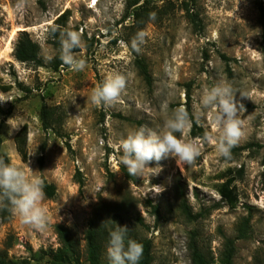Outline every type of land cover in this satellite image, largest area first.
<instances>
[{
  "label": "rangeland",
  "instance_id": "obj_1",
  "mask_svg": "<svg viewBox=\"0 0 264 264\" xmlns=\"http://www.w3.org/2000/svg\"><path fill=\"white\" fill-rule=\"evenodd\" d=\"M142 5L149 13L137 22L134 14ZM186 7L198 24L187 18ZM262 8L264 0H0V83L11 86L0 89V103L8 110L0 113L2 151L30 176L56 186L55 195L43 200L48 210L44 228L26 225L15 214L8 222L0 217V253L16 262L46 264L41 250L59 246L55 226L64 224L80 242L83 264H89L84 237L90 221L98 214L110 218L123 206L129 215L119 225L151 240L153 264H192L194 240L211 264H222L227 239H236L238 224L249 213L250 237L236 240L234 264H264ZM66 11V22L58 21ZM66 29L81 35V50L74 55L86 62L82 71L65 65L61 47L54 44ZM23 31L40 45V64L16 58ZM140 31L148 36L137 52L131 42ZM45 55L51 60L46 62ZM137 60L147 65L150 83ZM115 73L126 77L124 92L116 103L96 106L92 91ZM221 81L231 85L244 105L243 135L236 146L253 145L230 159L215 147L217 110L201 103L205 90ZM45 104L53 109L52 129L42 124ZM181 106L205 132L194 135L188 115L183 138L198 141L200 155L191 164L178 165L174 157L159 165L153 161L138 180L128 178L121 140L140 127L159 130ZM25 123L27 160L14 141ZM228 169L237 176L234 209L216 189ZM181 196L193 214H200L196 220L183 214ZM149 201L159 207V217ZM9 237L13 246L7 248ZM106 248L103 264L109 262Z\"/></svg>",
  "mask_w": 264,
  "mask_h": 264
},
{
  "label": "clouds",
  "instance_id": "obj_2",
  "mask_svg": "<svg viewBox=\"0 0 264 264\" xmlns=\"http://www.w3.org/2000/svg\"><path fill=\"white\" fill-rule=\"evenodd\" d=\"M19 8L20 5L18 4ZM148 33L140 31L132 39V48L137 52L146 42ZM62 62L73 71H82L86 67L83 59H78L73 49L81 45V35L77 31L61 32ZM45 61L50 56L43 57ZM126 77L120 73L109 75L104 82L94 88L91 101L96 106H110L119 100L126 88ZM2 100V99H0ZM204 107L216 109L215 123L219 126V137L215 147L218 154L231 158V150L243 135L245 122L240 118L244 105L238 102L230 84L219 82L206 89L201 97ZM189 124V116L184 107L177 108L170 118L164 121L159 130L140 127L128 133L120 142L122 163L131 176L143 175L144 170L153 161L159 162L174 157L177 164H191L201 153L198 141L186 140L183 132ZM180 133L181 135H176ZM209 142L213 137L206 136ZM44 184L41 179L30 176L26 170L15 163H6L0 158V202L7 201L10 210L21 222L36 229L45 227L48 221V210L43 205L45 198ZM109 264H139L143 255V245L128 238V227L117 226L109 231L106 248Z\"/></svg>",
  "mask_w": 264,
  "mask_h": 264
},
{
  "label": "trees",
  "instance_id": "obj_3",
  "mask_svg": "<svg viewBox=\"0 0 264 264\" xmlns=\"http://www.w3.org/2000/svg\"><path fill=\"white\" fill-rule=\"evenodd\" d=\"M138 3L135 2L133 5ZM186 16L193 24H198L195 14H193L188 7ZM149 13L148 7L142 5L140 10L135 12V19L138 22L141 17H143ZM68 11L64 12L58 17V21H64L65 23L68 17ZM262 15L264 18V8H262ZM264 24V19H263ZM70 29H66L68 31ZM54 44L57 47H61L60 34L57 35L56 40H54ZM81 50V47H76L73 49V53ZM41 47L40 45L32 40L27 32L23 31L18 39L16 48H15V56L18 60L22 62H34L37 64L41 63L40 58ZM223 58L226 59V56L223 55ZM141 73L144 75L145 79L150 83L151 77L147 69V65L142 60H137ZM62 62H58V65H61ZM0 89L4 91H9L11 89L10 85H5L0 83ZM245 106H251V104L246 103ZM52 111L53 109L48 105H43L41 110V119L42 124L45 129H52ZM188 115L192 117L189 109L186 110ZM0 113L7 114L8 110H5L0 103ZM2 124L3 121L0 122V158L4 159L6 163H11L9 157L6 153L2 151L3 145V136H2ZM192 133L196 135L197 133L205 135L203 129L196 124V120H194V125L192 128ZM28 140H29V126L27 123L23 124L17 133L14 136V141L16 145V149L19 152L20 156L23 160H27L28 158ZM253 146L252 144H247L245 146H235L231 150V157L239 151L245 150L249 147ZM228 159V158H225ZM126 176L133 180H138L137 176H131L127 170H124ZM227 177L222 182L219 183L216 187L218 194H220L221 198L226 202V204L234 209L237 207L239 203V196L237 193V187L234 184L237 176L234 175L233 169L227 170ZM81 182V179H79ZM44 191L48 197H53L56 193V186L54 184L46 183L44 184ZM149 204L152 206L154 213L157 217L160 215V210L157 205H153L150 201ZM10 205L7 201H2L0 205V217L2 221L8 222L12 219L13 212L10 210ZM120 211H114L110 218H107L103 214L96 215L89 224L88 229L85 232V245L87 252V261L89 264H103L102 258L104 249L108 244L109 240V231L117 227V224L124 223V216L129 215L128 209L123 206H119ZM181 209L183 214L190 221L196 220L200 214H193L185 196H181ZM251 219L252 214L249 213L247 216H244L238 224L237 228V237L236 239H227L225 243V249L222 252L221 262L222 264H234V256L236 253V240L237 239H247L250 237L251 232ZM137 221L142 223V218L138 217ZM55 231L59 240V246L57 248H48L41 250V257L45 260L46 264H83L81 259L82 253L80 248V242L76 239L71 233L68 226L64 224H56ZM128 238L134 239L143 245V255L139 261V264H153V255H152V242L150 239L142 238L136 235L132 230L128 229ZM7 248L13 246L12 237H9L6 241ZM191 261L192 264H211L212 260L209 258L204 251L199 247L197 241L194 240L191 245ZM29 262L28 259H24L22 261L16 262L7 258L6 254L2 255L0 253V264H27ZM109 264V262H106Z\"/></svg>",
  "mask_w": 264,
  "mask_h": 264
}]
</instances>
